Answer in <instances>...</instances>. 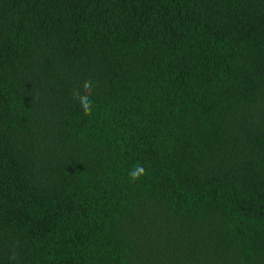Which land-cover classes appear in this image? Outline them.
<instances>
[{
    "label": "trees",
    "instance_id": "trees-1",
    "mask_svg": "<svg viewBox=\"0 0 264 264\" xmlns=\"http://www.w3.org/2000/svg\"><path fill=\"white\" fill-rule=\"evenodd\" d=\"M0 264H264V0H0Z\"/></svg>",
    "mask_w": 264,
    "mask_h": 264
},
{
    "label": "clouds",
    "instance_id": "clouds-1",
    "mask_svg": "<svg viewBox=\"0 0 264 264\" xmlns=\"http://www.w3.org/2000/svg\"><path fill=\"white\" fill-rule=\"evenodd\" d=\"M82 90L83 94H81L80 90L74 91V96L78 100L82 111L84 112L85 115H90L93 109V102L89 98L92 90H93V82L91 80H86L82 84ZM145 175V169L142 165H138L134 168L133 171L129 173V178L135 182L136 180H139L142 176ZM15 253H13L10 256V259H15Z\"/></svg>",
    "mask_w": 264,
    "mask_h": 264
}]
</instances>
